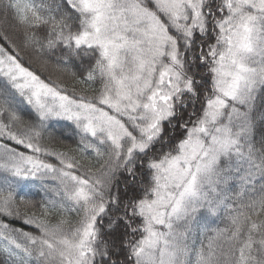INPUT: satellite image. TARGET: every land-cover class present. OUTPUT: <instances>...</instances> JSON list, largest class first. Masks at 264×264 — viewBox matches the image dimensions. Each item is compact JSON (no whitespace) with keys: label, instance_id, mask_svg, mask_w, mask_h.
Listing matches in <instances>:
<instances>
[{"label":"snow or ice","instance_id":"snow-or-ice-1","mask_svg":"<svg viewBox=\"0 0 264 264\" xmlns=\"http://www.w3.org/2000/svg\"><path fill=\"white\" fill-rule=\"evenodd\" d=\"M0 215V264H264V0H0Z\"/></svg>","mask_w":264,"mask_h":264},{"label":"trees","instance_id":"trees-1","mask_svg":"<svg viewBox=\"0 0 264 264\" xmlns=\"http://www.w3.org/2000/svg\"><path fill=\"white\" fill-rule=\"evenodd\" d=\"M21 55L23 56L24 54L21 53ZM25 60H27V57H25ZM31 67H32V70L36 71L38 74H41L42 78H45L48 75V73H42L39 66L36 64H33ZM53 79L54 80L56 79L55 75L53 76ZM61 82L67 86L68 94L73 95V93L71 92L72 81L67 77H63L61 79ZM88 94L91 95V93H88ZM23 107L26 109L28 113V115L25 116V119L35 122L36 120L35 113L32 111L30 106L23 105ZM72 127L74 126L72 125L71 121H67V120L50 121L49 129L54 131V134L56 135V139L49 140L47 137H45L41 140L42 146H47L50 149H55L60 152H68L69 154L75 155V153H72L70 150L75 149L77 147L79 135L62 134V133H67ZM3 142L11 143L12 146L18 147L19 150L21 151H26L27 154H30V155L33 154L31 153V150H26L22 146H16L14 142H8L6 140ZM36 155H40V154H36ZM40 158L44 159L48 163L56 164L59 166V162L54 156L53 157L40 156ZM23 183L27 185V187L20 190L19 195L25 196L27 199L35 203L39 204V203H42L48 200H59L60 199V197L57 196L55 191L45 190L44 188L40 187L36 182L26 181ZM48 183L51 184L52 182H48ZM52 186L55 187L54 184H52ZM21 210L23 211V207ZM0 221L4 223H8L14 229H23L24 231H31L35 234H38V231L33 226L24 224L21 219H14L11 217H5L3 215H0ZM226 224H227L226 219H222L218 221L219 227H225Z\"/></svg>","mask_w":264,"mask_h":264}]
</instances>
